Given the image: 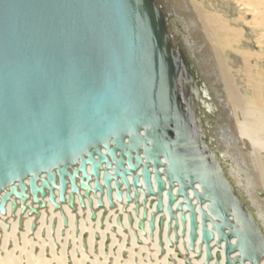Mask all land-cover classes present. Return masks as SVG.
I'll use <instances>...</instances> for the list:
<instances>
[{
    "label": "water",
    "instance_id": "1",
    "mask_svg": "<svg viewBox=\"0 0 264 264\" xmlns=\"http://www.w3.org/2000/svg\"><path fill=\"white\" fill-rule=\"evenodd\" d=\"M172 18L156 0H0V211L12 198L38 203L47 191L55 202L56 189L65 203L69 185L79 193L78 179L87 196L92 177L103 193V170L113 208L112 182L121 201L128 177L134 190L142 187L143 167V185L149 195H156L155 186L158 192L157 214L164 193L171 220L186 206L192 250L200 217L207 263L216 242L224 244L226 264H261L262 222L208 138L203 84L171 34ZM146 218L147 211L139 228ZM155 220L153 214L152 231ZM181 220L185 226V212ZM165 221H158L160 247Z\"/></svg>",
    "mask_w": 264,
    "mask_h": 264
},
{
    "label": "bare ground",
    "instance_id": "2",
    "mask_svg": "<svg viewBox=\"0 0 264 264\" xmlns=\"http://www.w3.org/2000/svg\"><path fill=\"white\" fill-rule=\"evenodd\" d=\"M156 1L173 17L178 18L174 13L178 11L183 16L185 28L191 32L192 36H185L180 43L186 52L191 49L187 54L201 72L202 115L207 122L204 128L208 138L229 160L230 177L256 209L264 228V201L257 198L259 190L264 192V0ZM175 22L172 18L169 29L177 42L180 35ZM194 38L201 42L196 50L192 48L196 44ZM210 120H213L212 124L208 122ZM244 168L253 169L257 178L250 174L244 180ZM142 170L143 167L137 172L142 187L134 190L133 177H128L130 188L122 186L119 202H116V182H112L113 208L104 184V170L99 179L104 186L103 193L96 190L97 180L92 177L88 196L78 179L79 193L73 194L69 185L65 203L60 202L58 189L54 190L55 202L50 201L49 191L38 203L32 196L25 203L12 198L6 204L5 214L0 211V264H186V260L190 264H216L218 255L221 256L220 264H226L224 244L219 248L216 242L210 246L212 260L207 263V245L201 242L200 217V237L194 249H190V214L185 205L182 211L175 212L177 219L171 220L164 193V211L157 214L156 186V195H149L143 185ZM88 171L90 173V168ZM150 171L153 172L152 167ZM159 171L163 173L162 168ZM110 173L114 175L113 171ZM128 191L131 192V203L127 201ZM72 195L73 206L70 205ZM13 201L16 202L15 211L12 210ZM99 201L104 204L102 208L97 205ZM182 201V198L178 200L174 211ZM1 203L0 197V206ZM195 205L199 213V205ZM137 209L139 213L136 214ZM203 209L207 210V205ZM145 211L147 218L141 229L137 226ZM183 212L185 226L181 220ZM153 214L156 220L152 231L148 224ZM129 215L133 224L128 221ZM161 216L166 217L161 240L163 247H160L157 226ZM118 217H122L121 226L117 224ZM64 220L68 221L65 226ZM237 257L239 254L232 259Z\"/></svg>",
    "mask_w": 264,
    "mask_h": 264
},
{
    "label": "rangeland",
    "instance_id": "3",
    "mask_svg": "<svg viewBox=\"0 0 264 264\" xmlns=\"http://www.w3.org/2000/svg\"><path fill=\"white\" fill-rule=\"evenodd\" d=\"M169 9H170V7H169ZM178 12V11H177ZM177 12H174L175 14H176V16L179 18H176L175 16H174V19H175V29H176V31H177V33L180 35V38L179 39H182V40H185L184 38H185V36H189V37H191L192 35H191V32H190V30H187V28H185V26H184V24H183V16H181V14H179V12L177 13ZM179 16H181V17H179ZM180 24V25H179ZM184 29V30H183ZM190 29V28H189ZM194 42L196 43L195 44V46H193L192 48L194 49V50H196L197 48L199 49V47H200V45H201V42H200V40L199 39H195L194 38ZM198 46V47H197ZM195 47H196V49H195ZM191 51V49L188 51V52H190ZM188 52H186V54L188 53ZM197 53V52H196ZM187 56L189 57V55L187 54ZM198 75H200L201 76V72L198 70ZM203 112V111H202ZM204 120L206 121V119H205V117H204ZM247 171H249V173L247 174L246 172ZM254 175L256 178H257V176H256V173L253 171V169H250V168H244V173H243V179L245 180L249 175ZM246 176V177H245ZM257 180V179H256ZM257 198L259 199V200H261V201H264V192L263 191H258L257 192ZM116 202H119V200H117ZM143 204H145L144 203V201L142 202ZM98 205V204H97ZM64 222H65V220H64ZM150 222H151V220H149V230H150ZM68 224V221L66 220V225ZM63 225L65 226V223H63ZM157 226H158V224H157ZM138 228H139V224H138V226H137ZM158 229H159V227H158ZM160 231V230H159Z\"/></svg>",
    "mask_w": 264,
    "mask_h": 264
}]
</instances>
